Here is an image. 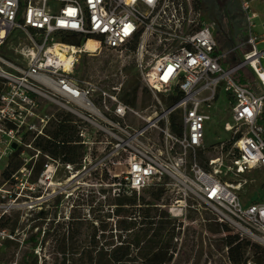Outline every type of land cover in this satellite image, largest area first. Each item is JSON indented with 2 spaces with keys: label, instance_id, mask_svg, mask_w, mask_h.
<instances>
[{
  "label": "built area",
  "instance_id": "obj_1",
  "mask_svg": "<svg viewBox=\"0 0 264 264\" xmlns=\"http://www.w3.org/2000/svg\"><path fill=\"white\" fill-rule=\"evenodd\" d=\"M240 7L246 23L231 68L221 64L220 31L200 0H0V164L16 152L12 138L48 140L50 116L42 109L57 107L70 116L72 145L82 157L75 168L37 147L45 159L36 181L39 200L56 194L61 168L67 182L83 175L77 185L91 182L123 198L150 187L174 188L178 198L165 208L171 219L182 221L190 208L204 207L233 235L264 248V51L249 0ZM65 35L80 46L65 44ZM13 36L20 63L3 55ZM90 40L98 52L86 49ZM103 50L134 61L156 100L152 106L130 105L121 84L76 77L79 56ZM241 69L253 77L250 89L233 79ZM222 93L226 139L208 145L209 111ZM211 149L215 154L201 161ZM252 173L262 177V199L244 202L241 192ZM7 195L0 188V222L10 211ZM7 240L11 233L0 228V248ZM243 264L255 263L248 258Z\"/></svg>",
  "mask_w": 264,
  "mask_h": 264
},
{
  "label": "rangeland",
  "instance_id": "obj_2",
  "mask_svg": "<svg viewBox=\"0 0 264 264\" xmlns=\"http://www.w3.org/2000/svg\"><path fill=\"white\" fill-rule=\"evenodd\" d=\"M249 5L252 13L259 14V18L254 19L253 31L259 36L260 41H264V0H251ZM243 14L246 23V15ZM221 29L222 31L216 35L219 54L222 56L221 64L223 67L229 65L232 68L235 66L233 58L238 53L231 51L238 47L239 43L232 38L226 24H223ZM18 46L19 41L13 36L3 49V55L14 63H20V58L14 53V49ZM258 49H264V47L260 46ZM261 64L264 67L263 60ZM75 75L80 80L95 79L103 86L121 84L126 99H131L132 90L137 88L134 107L138 110L146 109L156 101L150 91H148L150 99L143 95L142 90L145 87L140 82V75L133 60L119 58L104 50L96 55L81 54ZM233 79H235L234 76ZM253 83L252 78L250 86ZM222 97L214 107L216 108L218 104L219 111L214 108L209 111L211 120L206 124L205 131L208 145H215L226 139L222 125L228 116L222 111L226 106L227 98L224 93ZM158 98L163 104H167L166 95H158ZM42 112L50 116V122L46 126L47 135L48 131L56 125L57 115H63V117L68 115L57 107L51 106L44 107ZM33 137L34 135L20 140V137L16 136L11 140L15 153H19L18 162L21 163L19 170L13 173L12 181H6L2 175L11 156L0 164V188L8 191L3 201L10 206L4 225L13 237V240H7L0 248L1 264H90L85 259L80 260L83 251H92L94 258L92 264H102L104 260L98 262L97 252L120 245L118 236L122 232L119 230L118 221L127 219L128 215L122 213L116 216L115 208L117 200L123 197L113 194L111 188H100L91 182L77 185L76 180L81 181L84 178L83 175L72 182H67L68 172L61 168L55 180L59 186L56 194L45 195L39 200L36 170L45 164V159L37 155L38 148L33 142L35 139ZM44 140L47 139L44 138ZM25 144L31 148L25 147ZM80 152L82 154L81 149ZM214 154V150H209L201 161L204 157L210 158ZM246 178L253 181L248 183L241 192L243 201L254 202L262 199L260 192L262 177L252 173ZM161 191L162 194L159 196L158 193ZM124 198L135 199L136 207H139L144 200L150 203L152 208L166 211L165 208L178 197L174 188L150 187ZM189 204L196 205L192 201ZM181 222L183 223L182 232H185L187 239L186 246L181 249L189 257L183 256V259L187 261L186 264H230L227 248L223 243L228 233L235 234L230 228L225 226L230 232H224L214 216L204 207L190 208L186 219ZM94 234L96 237L93 240ZM36 236H38L36 244L28 241ZM180 245L181 239L178 250ZM247 256L251 259L250 250L247 251Z\"/></svg>",
  "mask_w": 264,
  "mask_h": 264
},
{
  "label": "trees",
  "instance_id": "obj_3",
  "mask_svg": "<svg viewBox=\"0 0 264 264\" xmlns=\"http://www.w3.org/2000/svg\"><path fill=\"white\" fill-rule=\"evenodd\" d=\"M251 1V0H249ZM62 41L67 45L80 46L79 41L73 35H65ZM234 81L244 88L250 89L252 75L247 70H239L234 75ZM138 89L131 92V99L126 100L130 105L136 104ZM143 95L150 99L147 89L142 90ZM70 116L57 115V123L51 131H48V140H35V146L48 152L53 158H59L63 163L72 164L78 168L82 154L78 145H72L77 138L70 124ZM44 145V146H43ZM19 153L11 155L9 162L3 172L6 181H12V175L21 167L18 162ZM42 167H38V174ZM162 191L158 193L160 196ZM135 199L120 198L117 200L115 215L127 214V219L118 221V236L120 245L106 248L99 252L98 262L102 264H186L183 259L188 257L181 249L186 246L187 239L185 232H182V222L171 219L167 211L152 208L150 203L141 202L136 207ZM127 206V207H125ZM3 219L0 228H5ZM224 232H230L224 225H219ZM124 234V235H123ZM96 235L94 234L93 240ZM180 249L178 250L179 240ZM176 240V241H175ZM28 241L36 244L38 236L31 237ZM223 243L227 248V258L230 264H243L248 259L247 251L250 250L251 259L255 264H264V248L240 239L237 235L228 233ZM84 252V253H83ZM80 260L85 259L92 264L94 258L92 251H83ZM189 258V257H188ZM187 258V259H188Z\"/></svg>",
  "mask_w": 264,
  "mask_h": 264
},
{
  "label": "flooded vegetation",
  "instance_id": "obj_4",
  "mask_svg": "<svg viewBox=\"0 0 264 264\" xmlns=\"http://www.w3.org/2000/svg\"><path fill=\"white\" fill-rule=\"evenodd\" d=\"M203 9L212 11L218 30L226 24L230 30L231 22L237 26L245 25V18L240 7V0H200Z\"/></svg>",
  "mask_w": 264,
  "mask_h": 264
},
{
  "label": "crops",
  "instance_id": "obj_5",
  "mask_svg": "<svg viewBox=\"0 0 264 264\" xmlns=\"http://www.w3.org/2000/svg\"><path fill=\"white\" fill-rule=\"evenodd\" d=\"M255 15H257V18H259V14L258 13H255ZM244 26H237L236 23L231 22V25H230V34H231L232 38H234L236 41H238V35L243 31ZM260 46H263L264 47V41H260V43L258 45V48ZM260 51H264V49H260ZM234 59H235V57L233 58V60ZM262 60H263V64H264V57H263Z\"/></svg>",
  "mask_w": 264,
  "mask_h": 264
},
{
  "label": "bare ground",
  "instance_id": "obj_6",
  "mask_svg": "<svg viewBox=\"0 0 264 264\" xmlns=\"http://www.w3.org/2000/svg\"><path fill=\"white\" fill-rule=\"evenodd\" d=\"M255 17H257V15H255ZM86 49H93V52H98V50H99V48H98V46H97V44L94 42V41H92V40H90L88 43H87V45H86ZM254 59V58H253Z\"/></svg>",
  "mask_w": 264,
  "mask_h": 264
},
{
  "label": "water",
  "instance_id": "obj_7",
  "mask_svg": "<svg viewBox=\"0 0 264 264\" xmlns=\"http://www.w3.org/2000/svg\"><path fill=\"white\" fill-rule=\"evenodd\" d=\"M209 17L217 25L216 19H215L214 15H213L212 11L209 13ZM219 31H222V29H220Z\"/></svg>",
  "mask_w": 264,
  "mask_h": 264
}]
</instances>
